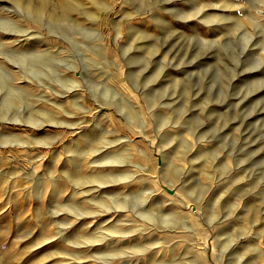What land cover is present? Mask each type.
I'll return each instance as SVG.
<instances>
[{
    "label": "rangeland",
    "instance_id": "obj_1",
    "mask_svg": "<svg viewBox=\"0 0 264 264\" xmlns=\"http://www.w3.org/2000/svg\"><path fill=\"white\" fill-rule=\"evenodd\" d=\"M0 264H264V0H0Z\"/></svg>",
    "mask_w": 264,
    "mask_h": 264
},
{
    "label": "bare ground",
    "instance_id": "obj_2",
    "mask_svg": "<svg viewBox=\"0 0 264 264\" xmlns=\"http://www.w3.org/2000/svg\"><path fill=\"white\" fill-rule=\"evenodd\" d=\"M125 1V0H124Z\"/></svg>",
    "mask_w": 264,
    "mask_h": 264
}]
</instances>
